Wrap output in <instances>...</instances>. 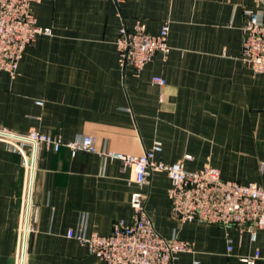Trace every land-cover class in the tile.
I'll list each match as a JSON object with an SVG mask.
<instances>
[{"label":"crops","instance_id":"0c3cea01","mask_svg":"<svg viewBox=\"0 0 264 264\" xmlns=\"http://www.w3.org/2000/svg\"><path fill=\"white\" fill-rule=\"evenodd\" d=\"M245 11L264 19V0H40L31 12L51 35L26 49L14 77L0 74V121L63 142L91 136L98 151L134 156L159 143L155 158L165 165H209L223 180L264 186V75L240 61ZM138 20L150 34L169 28V52L139 73L119 67L114 45L119 28ZM155 76L165 86L153 85ZM24 155L33 165L26 236L29 173L0 141V264H103L66 234L131 224L132 171L64 147L25 146ZM169 187L154 172L141 191L156 232L192 244L174 264H246L256 253L254 264H264V235L252 241L237 227L181 224L170 215Z\"/></svg>","mask_w":264,"mask_h":264},{"label":"built area","instance_id":"2783aa9c","mask_svg":"<svg viewBox=\"0 0 264 264\" xmlns=\"http://www.w3.org/2000/svg\"><path fill=\"white\" fill-rule=\"evenodd\" d=\"M39 2L40 0H0V74L6 73L14 77L26 49L38 36L51 35L49 28L38 26L31 12L32 5ZM244 14L240 61L254 75H264V19L255 11H245ZM168 33L167 23L160 27L157 34H150L145 24L139 20L135 21L131 31L121 26L114 41L119 67H131L139 73L157 54L166 55L169 52ZM151 83L158 87L165 86L164 79L157 76L152 78ZM36 104L40 105L39 102ZM0 141L23 156V165L29 173V187L24 196L25 236L32 230L29 218L33 171L32 157L24 155L25 146L35 148L43 145L55 152L64 147L71 155L77 152L96 154L104 161H117L123 169L132 171L138 190L129 200L133 211L131 224L117 221L108 235H86L82 229L71 230L66 234L103 264H174L179 254L191 252L192 244L161 237L146 213L147 197L141 189L154 172L167 175L170 181L167 189L170 215L181 224L237 227L247 231L252 241L258 233L264 235L263 185H243L223 180L219 171L209 165L194 171L185 170L181 162L165 165L155 158L161 151L159 143H154L151 149L140 156L98 151L91 136L85 135L63 142L59 137L52 138L37 130H30L25 134L13 133L1 121ZM230 251L231 247H228V252ZM257 257L258 253L252 258L242 259V262L254 264Z\"/></svg>","mask_w":264,"mask_h":264}]
</instances>
